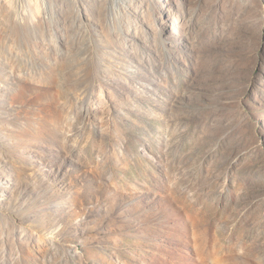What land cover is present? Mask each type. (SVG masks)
<instances>
[{
    "label": "rangeland",
    "instance_id": "obj_1",
    "mask_svg": "<svg viewBox=\"0 0 264 264\" xmlns=\"http://www.w3.org/2000/svg\"><path fill=\"white\" fill-rule=\"evenodd\" d=\"M0 264H264V0H0Z\"/></svg>",
    "mask_w": 264,
    "mask_h": 264
}]
</instances>
